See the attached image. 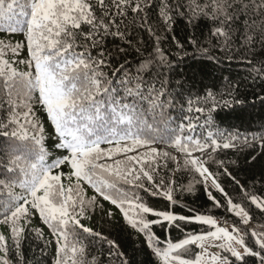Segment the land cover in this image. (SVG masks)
<instances>
[{
    "label": "snow or ice",
    "instance_id": "6c2138e0",
    "mask_svg": "<svg viewBox=\"0 0 264 264\" xmlns=\"http://www.w3.org/2000/svg\"><path fill=\"white\" fill-rule=\"evenodd\" d=\"M189 47L221 85L185 100L162 69ZM225 60L246 76H223ZM248 78L264 83V0H0V264H135L84 223L116 212L154 264H264V177L241 183L223 158L264 155V124L216 119L244 110ZM198 188L206 208L185 202Z\"/></svg>",
    "mask_w": 264,
    "mask_h": 264
},
{
    "label": "trees",
    "instance_id": "16d2710c",
    "mask_svg": "<svg viewBox=\"0 0 264 264\" xmlns=\"http://www.w3.org/2000/svg\"><path fill=\"white\" fill-rule=\"evenodd\" d=\"M174 35L181 41L185 40L187 31L182 23L177 25ZM15 38L19 39L20 37L17 36ZM144 39L148 40L149 38L145 35ZM116 43L120 42L116 41ZM170 43L171 41H165L164 47L168 48ZM187 51L188 55L184 56L182 62L178 65L176 64V60H173V69L171 72H169L167 68L162 69L164 77L171 81L170 87L177 88L176 81L184 82L185 91L183 98L185 100L188 98L189 94L187 90L191 91V96L195 99L196 93L202 89L204 85H212L213 83L217 84V87L221 85V72H217L215 68L207 61L203 60L200 54L195 52L194 49L189 47ZM217 55L222 54L217 52ZM128 59L134 69L135 61L138 57L135 56V53H131ZM217 67L224 69L223 76L231 75L236 79L245 77L248 71L244 64L238 61H233L229 64L227 60H225L224 64L218 65ZM248 85V87L241 89L242 92L247 93L248 104L244 106V110L230 112L224 109L218 113L216 119L221 129L228 131H235L238 129L241 133H247L249 135L253 132L260 131L261 125L264 124V105L260 102V97H264V90H262L264 89V83H261L260 80H256L253 83L252 80L248 78ZM177 90L179 89L177 88ZM171 114L174 117L180 115L179 105L171 110ZM48 143L50 145L51 141ZM5 144V140L0 138V146ZM225 152L226 155H223L225 160H236L238 162L230 166V171L238 176L241 183L247 182L251 184L253 181H256L257 188H259L260 178L264 177V155H258L260 149L257 147L255 150L245 149L239 152L236 150H225ZM252 154H257V159L254 162H249L250 155ZM222 180H224L225 186L228 187L229 190H233V184L227 177H222ZM88 194H92L91 190H89ZM185 202L191 206L205 208L209 204L202 188H198L195 194L185 193ZM159 203L161 207H163L165 202L160 201ZM104 204L105 208L112 207L107 202H104ZM113 211H115V209H113ZM218 215L223 217V211L220 210ZM84 223L88 226H93L98 231H103L105 234H109L110 230V237L122 245L129 259L134 261L135 264H154L155 258L152 256L150 250L141 243L143 238L138 234H134L129 228L121 230L120 226L123 221L118 212H116V215L111 221L107 219L102 220L100 215L97 214L91 221H84ZM44 231L45 234H47L48 230L46 227ZM156 231L159 233L160 230L157 228ZM172 236L175 238L178 236V233L172 232ZM249 264H254V258H249Z\"/></svg>",
    "mask_w": 264,
    "mask_h": 264
},
{
    "label": "bare ground",
    "instance_id": "6f19581e",
    "mask_svg": "<svg viewBox=\"0 0 264 264\" xmlns=\"http://www.w3.org/2000/svg\"><path fill=\"white\" fill-rule=\"evenodd\" d=\"M243 70V69H242ZM246 71V70H245Z\"/></svg>",
    "mask_w": 264,
    "mask_h": 264
}]
</instances>
